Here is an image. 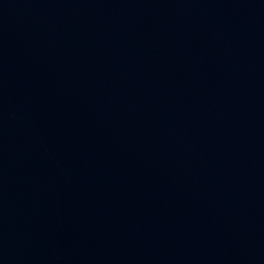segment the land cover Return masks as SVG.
<instances>
[{"label": "water", "instance_id": "obj_1", "mask_svg": "<svg viewBox=\"0 0 264 264\" xmlns=\"http://www.w3.org/2000/svg\"><path fill=\"white\" fill-rule=\"evenodd\" d=\"M0 264H264V0H0Z\"/></svg>", "mask_w": 264, "mask_h": 264}]
</instances>
